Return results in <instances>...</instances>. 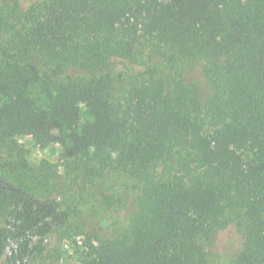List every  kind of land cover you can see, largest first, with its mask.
Masks as SVG:
<instances>
[{
	"label": "trees",
	"instance_id": "obj_1",
	"mask_svg": "<svg viewBox=\"0 0 264 264\" xmlns=\"http://www.w3.org/2000/svg\"><path fill=\"white\" fill-rule=\"evenodd\" d=\"M21 1L0 6L4 264H35L69 220L19 185V134L64 157L85 144L87 177L122 173L139 194L130 231L89 239L80 264H208L232 225L231 264H264V0ZM147 46L165 66L140 62ZM185 63L199 65L204 94Z\"/></svg>",
	"mask_w": 264,
	"mask_h": 264
},
{
	"label": "rangeland",
	"instance_id": "obj_2",
	"mask_svg": "<svg viewBox=\"0 0 264 264\" xmlns=\"http://www.w3.org/2000/svg\"><path fill=\"white\" fill-rule=\"evenodd\" d=\"M37 1L41 0H22L21 3L25 9ZM9 4L10 0H0V6ZM142 52V64L166 65L165 57H160L151 47L142 48ZM183 68L186 83L195 84L204 94V79L199 65L185 63ZM40 91L38 84L31 88V95L38 103L43 102ZM15 139L26 150L29 166L21 171L19 185L26 186L39 199H56L69 214L67 225L54 229L47 236L45 250L35 264H80L78 252L89 239L93 242L95 239L117 240L130 231L140 209L139 194L127 189L133 183L130 179L113 172L87 177L89 160L83 154L87 148L85 144H73L70 157H64L58 145L41 148L24 134L17 135ZM0 156H4L1 146ZM3 161L4 157H0V163ZM241 239L234 225L218 233L206 247L208 264H231L241 247ZM5 258V255L0 256V264H4Z\"/></svg>",
	"mask_w": 264,
	"mask_h": 264
},
{
	"label": "water",
	"instance_id": "obj_3",
	"mask_svg": "<svg viewBox=\"0 0 264 264\" xmlns=\"http://www.w3.org/2000/svg\"><path fill=\"white\" fill-rule=\"evenodd\" d=\"M1 181V180H0ZM14 247H16V244H13ZM8 252L11 253L10 247H8Z\"/></svg>",
	"mask_w": 264,
	"mask_h": 264
}]
</instances>
